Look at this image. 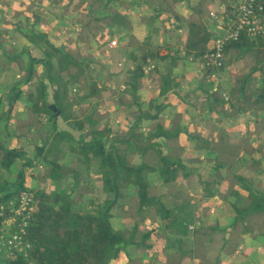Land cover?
<instances>
[{
    "label": "trees",
    "instance_id": "1",
    "mask_svg": "<svg viewBox=\"0 0 264 264\" xmlns=\"http://www.w3.org/2000/svg\"><path fill=\"white\" fill-rule=\"evenodd\" d=\"M44 1L29 0L26 11L31 12L32 21L30 16L24 15L25 11L15 12L13 16V19L19 16L14 24L29 41V48L16 53L2 38L6 30L0 29V81L10 82L6 70L12 62L18 64L23 76L11 81L7 91L0 92V123L5 122L4 128L0 129V168L14 174L11 181L7 178L0 181V264H111L126 246L147 245L146 241L155 231L154 228L141 229V222L147 217H158L160 229L170 234L168 241L173 255L168 259L173 264H183L185 259L196 260L195 264H219L222 253L233 254L238 246V242L226 234H245L255 225L263 231L250 236V241L245 243H250L249 248L253 251H248L252 257L257 255L260 247L264 253V192L255 186V177L247 178L233 170L228 172L237 159L242 158L237 154L241 148L252 155L254 149L249 142L245 146L231 145L223 137L215 142L195 135L187 128V132L195 135L194 138L207 148L199 149L197 154L187 152L180 146L178 137L182 127L187 126L183 114H173L166 125L162 116L166 105L153 100L145 108L136 95L132 103L120 101L118 104L119 108L137 105L135 110H129L132 122L126 126L127 130L113 131L99 117L100 100L96 96L101 86L88 74L91 60L84 64L67 48L58 46L46 31L36 28L43 21L42 11L53 17L60 16V20L67 19L78 13L79 0H58L61 4L56 6L57 13L45 6ZM145 1L153 5L152 0ZM142 2L140 0L139 4ZM229 2L231 0L226 4ZM125 4V0H110L105 7L97 8L103 15L96 16V22H101L102 17L109 20L108 34L113 40L115 36L119 37V47L112 51L117 75L127 80L128 74L132 77L135 73L128 59H137V68L141 69L148 59L158 56L160 45L149 37L143 41L135 40L123 13ZM185 24V52L203 68L207 83L203 86L204 99L209 101L207 108L228 105V111L222 110L225 114L264 111L262 61L243 74L238 84L233 81L229 88L216 84L212 76L214 72L216 79L222 76L228 57L234 51L257 50L261 53L264 35L250 37L243 34L238 41L230 42L224 52V65L218 70H210L206 64L207 45L215 33L209 14L204 15L200 9L193 11ZM79 28V33L84 32L88 38L96 36L89 24H81ZM22 55L27 59L24 60ZM54 67L57 73H53ZM259 73L262 75L260 86L257 85ZM252 75L255 77L250 80ZM33 80L36 81L34 89L26 91L21 86ZM74 87L80 93L77 102L72 95ZM123 89L129 94L125 87ZM224 94H228V99ZM22 97L25 104L13 120L15 104ZM189 102L194 110L199 108V113L206 109L203 99L201 102L195 97ZM83 103L87 108L82 106ZM73 131L79 135L75 136ZM5 138L24 139L27 146L10 147ZM59 153L62 157L56 156ZM22 159L25 160L22 167H17ZM37 161L47 166L46 173L34 175L40 180L31 186L26 182L25 167H33ZM93 165L99 174L94 188L102 198L98 200L91 196V206L80 210L75 206L74 197L77 195L79 201L86 199L88 193L85 192L93 179H86V185L82 184L79 167L84 166L90 176ZM46 180L57 187L47 188ZM228 180L234 182L226 185ZM236 182L243 183L245 192L235 188ZM124 188L129 190L127 200ZM24 190L33 194V207L26 219L25 231L21 233L22 248H9L2 241L14 231H20L24 214L9 225L3 220L14 213ZM196 194L217 195L228 203L234 215L227 216L226 206H221L218 211L225 219H216L206 225L204 220L208 210L198 209ZM120 213L123 218H133L134 224L116 227L115 218L121 216Z\"/></svg>",
    "mask_w": 264,
    "mask_h": 264
},
{
    "label": "crops",
    "instance_id": "2",
    "mask_svg": "<svg viewBox=\"0 0 264 264\" xmlns=\"http://www.w3.org/2000/svg\"><path fill=\"white\" fill-rule=\"evenodd\" d=\"M27 1L29 0H5V4L0 3V29L7 32L2 34V38L6 46L13 48L16 53L22 51L20 47L22 43H25V49L31 46L29 41L17 29L16 24H14L16 21L11 15L12 11L15 10H26L29 3ZM125 1L123 13L126 14L127 24L131 28L130 32L134 35L135 40L137 42L139 40L143 41L149 37L154 43L160 45L158 56L148 59L154 64V68L149 71L145 70L147 64L138 69V60L132 57L128 59L131 69L135 72L132 77H130L131 74H128L126 80L127 91L132 96L131 102L134 101L133 96L136 95L145 108L153 100L163 103L166 105V109L162 116L166 125L170 122V116L175 113H182L183 122L187 126L182 127L183 129L178 137L180 146L187 152L190 151L197 154L199 149H207L202 141L194 138L195 135L214 139L215 142L223 137L228 139L231 145L242 144L245 146L249 142L254 149L252 155L246 154L241 148L237 154L242 156V158H238L232 167L228 169V172L233 170L247 178L255 177V186L264 192V111L259 109L260 111L257 110L255 114L248 112L237 114L227 112L225 114L222 110L228 111V105L216 106L213 109L207 108L209 101L204 99L205 90L203 86L204 84L207 85V83L204 82L205 74L203 68L192 55L186 54L184 47L187 35L185 22L189 15L199 9L203 11L204 15L209 14L211 10H220L226 5L228 0H152L153 5H150L145 0H141L143 1L141 4H139L140 0ZM7 5L9 6L5 8ZM176 15L179 16L177 19ZM22 58L24 60L27 59L26 55H22ZM0 70H2L1 67ZM135 75L139 77L136 79ZM257 77L259 80L257 85L260 86L262 75L259 73ZM135 82H137V87ZM230 83L232 85L233 81L230 80ZM4 84L0 87L1 92L2 87L6 91L9 88V85ZM189 94L190 97L187 98ZM195 97H198L201 102L202 99L206 101L203 104L206 109L200 111V113L198 112L199 108L194 110L193 105L189 102ZM21 103L22 105L25 104V102ZM133 105L132 107L135 109L137 105ZM4 107L3 103L2 110ZM20 109L21 107L18 106V110ZM4 125L5 122L2 120L0 129H3ZM11 127L12 124L10 122L9 128ZM187 128L195 135H190L186 130ZM73 134L75 136L79 135L75 131H73ZM4 140L8 146H15L13 145L14 138L7 140L5 138ZM213 144L215 143L213 142ZM254 160H257V163L254 164ZM205 173L203 172V176L206 177ZM232 182L234 181L228 180L226 185H231ZM234 186L242 193L245 192L243 183L236 182ZM195 197L198 202V209L210 211H208L204 220L206 225L216 219H225L222 218L224 216H221L218 211L221 206H226L227 216L234 215L228 203H224L217 195L203 196L196 194ZM204 202H213L214 206H206ZM132 220L133 218L131 217L124 218L126 225H133ZM142 222L152 225L147 226L148 228L141 225L142 230L155 229L154 233L146 241L147 245L136 243L126 246L111 261V264H173L168 259L169 256L173 255V248L168 241L170 234L160 229V219L158 217L156 219L147 217ZM262 231L259 226L255 225L252 231L245 234L237 232L231 235L228 232L226 236L228 238L232 237L237 241L238 246L234 249L233 254L222 253L219 264H262L264 262V253L261 252L262 247L258 249L257 255L252 257L248 251L250 250V243H245L250 241V236L259 234ZM195 263H197L196 260L189 262V260L186 261L185 259L183 264Z\"/></svg>",
    "mask_w": 264,
    "mask_h": 264
},
{
    "label": "rangeland",
    "instance_id": "3",
    "mask_svg": "<svg viewBox=\"0 0 264 264\" xmlns=\"http://www.w3.org/2000/svg\"><path fill=\"white\" fill-rule=\"evenodd\" d=\"M53 1V2H52ZM45 0L44 4L45 6H50L52 8L53 12H58L56 9L58 4H61V2L58 0ZM67 0H65L66 2ZM5 0H0V3H4ZM29 2V1H27ZM94 3V4H93ZM110 3V0H79L78 5L80 4V9L78 13L73 14L69 18L61 19L60 16H50L47 13L43 12L41 15L43 16V21H41L40 25H36V28L39 30L46 31L51 38L55 41V43L58 46H64L67 48L76 58L81 59L84 64L86 62L90 61L91 66L89 67L88 74L93 79H95L98 84L101 86V90L99 94L96 96L98 100H100V109L99 111V117L100 120L103 123H107L109 126H111L113 131H126V126L129 125V123L132 122V119L129 118V110H135L133 107H118L119 102H123L125 104L132 103V96L123 91L124 87L126 88V77L121 78L117 75L116 71V65L114 61L115 55L113 54L114 48H118L120 44V40L118 36H115L114 38L118 40L117 45H111V39L110 35L107 32V23L109 20H103L104 17H102L101 22H96V16L101 17L103 14L99 13L97 8H103L107 4ZM5 4V3H4ZM30 2L28 3V5ZM27 5V6H28ZM9 5L5 6L7 8ZM93 14H89L92 10ZM27 10V9H26ZM20 11V9L12 11V18L16 14L15 12H23L25 16H30L29 18L33 19V16L31 12L29 11ZM37 11H39L37 9ZM95 14V16H94ZM0 17H1V11H0ZM19 19V16L15 18V21ZM81 24H89V29L92 30L94 33L96 32V36H90L89 38L84 36L85 34L79 33ZM213 24V23H212ZM105 26V27H104ZM111 39V40H110ZM27 40V39H26ZM108 40H110V43H108ZM28 41V40H27ZM23 42V41H22ZM20 47L22 50L25 48V43L20 44ZM264 63V50L261 51V53H258L257 50H251L248 52H241V51H234L231 55L228 57V62L226 67L223 69L222 76L218 79H214V81L217 83H221L222 86L229 88L231 86L230 80L235 81L236 84H238V79L242 77L243 74L247 73L250 68H252L255 65H258L260 62ZM149 63V62H148ZM115 66V68H114ZM39 71H41V67L39 66ZM153 69V68H152ZM2 71L0 70V73ZM58 70L56 67L53 69V73H57ZM7 76L10 77V82H15L16 80H20L23 76L22 73L19 71V66L16 62H13L12 65H8V69L6 70ZM255 76L252 75L250 80H252ZM10 82H5V84L9 85ZM35 80H33L30 83H22L21 86L27 90L34 89ZM4 82L0 81V86L3 85ZM4 84V85H5ZM125 84V86H124ZM77 85V84H76ZM74 85V86H76ZM127 89V88H126ZM6 89L2 87V93L5 92ZM1 92V91H0ZM72 95L75 100V102L79 101L80 93L78 89L75 87L72 89ZM78 98V99H77ZM124 100V101H122ZM21 102H24V98L18 99V102L15 104V108L13 111V120H15V116H18V106L23 108V105ZM78 106V105H77ZM85 108H87V104H82ZM135 107V105H133ZM82 108V107H81ZM13 126V125H12ZM13 145L19 146V145H25L27 143L26 140L20 139V138H14ZM27 146V145H25ZM29 154V153H27ZM56 156L62 157L61 153L56 154ZM25 162L24 159L21 161H18L17 167H22V164ZM73 163H76L73 162ZM47 166L40 161H37V164L33 167H25L26 170V182H29L31 186H34L38 179L36 176L39 172L46 173ZM79 170L81 172V179L83 180L82 184H85V180L93 179L91 181L90 186L87 187V191L85 192L87 194V198L84 200L79 201V198L77 195H75L74 200L76 202L75 206L80 209L84 210L87 207L91 206V196L97 197L98 200H100L102 197L98 195V192L95 191L94 185H96V182L99 178L98 171H95V165H93L91 169V175L87 176V171L85 170L84 166H80ZM36 172V174H35ZM3 178H7L10 181L14 178V174L10 172H6L5 170H2L0 168V181ZM45 181V180H44ZM45 185L47 188H55L57 187V184L51 183L50 180H46ZM94 188V189H93ZM83 190V189H82ZM93 190V191H91ZM124 191L126 192V200L129 199V190L128 188H124ZM131 192V191H130ZM206 206H214V203L209 202L206 203ZM86 207V208H85ZM209 211V210H208ZM210 212V211H209ZM115 218L116 224H114L116 227L123 226L125 224L124 218L122 217L123 213H120ZM123 218V219H122ZM141 225L145 228H148L149 226H152L151 224H145L144 222L141 223ZM148 226V227H147Z\"/></svg>",
    "mask_w": 264,
    "mask_h": 264
},
{
    "label": "built area",
    "instance_id": "4",
    "mask_svg": "<svg viewBox=\"0 0 264 264\" xmlns=\"http://www.w3.org/2000/svg\"><path fill=\"white\" fill-rule=\"evenodd\" d=\"M209 16L213 23L214 37L207 45V65L214 70L220 69L224 65L226 46L232 41H238L243 34L250 37L264 35V0H231L220 10H211ZM111 45H117L116 39L111 41ZM145 70L154 68V64L148 61ZM216 78L215 72L212 75ZM228 99V94H224ZM33 207V194L24 190L20 194L18 206L14 213L3 220V223H15L16 217H22V228L14 231L2 243L9 248H22V235ZM3 236V235H2Z\"/></svg>",
    "mask_w": 264,
    "mask_h": 264
}]
</instances>
